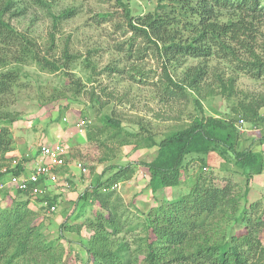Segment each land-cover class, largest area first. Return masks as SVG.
I'll return each mask as SVG.
<instances>
[{
  "label": "rangeland",
  "instance_id": "obj_1",
  "mask_svg": "<svg viewBox=\"0 0 264 264\" xmlns=\"http://www.w3.org/2000/svg\"><path fill=\"white\" fill-rule=\"evenodd\" d=\"M43 1L47 7L33 0H15L14 8L21 11L6 21L63 67L58 71L43 69L32 58L0 66V72L19 73L11 92L0 97V126H7L12 135L9 147L0 153V174H4L0 183L9 180L13 174L7 171L19 163L28 173L34 167L39 145L57 142L64 145L68 157H76L72 161L85 166L87 173L63 171L71 187L48 185L39 196L24 195L5 184L0 190V214L16 209L18 203L25 204L21 209L28 214L26 221L36 222L43 241L52 244V249L35 261H10L13 249L8 248L0 254V264H92L87 253L89 242L102 221L99 215L110 213L109 209L115 212L118 230L116 235L107 234L110 245L115 248L123 243L134 251L140 244L137 239L144 236L146 214L184 199L196 184L227 186L238 202L237 209L217 212L206 220L207 234L200 237H207L209 245L230 233L244 232L235 222L244 208H252L251 218H264V78L241 72L240 62L216 53L206 59L177 55L167 62L155 45L130 31L125 15L128 12L135 22L155 12L157 0H122L126 11L114 0ZM69 8L76 14L54 26L50 16ZM64 51L72 57L67 63ZM257 54L264 58V51ZM195 67L204 74L198 90H166L165 74L180 83ZM228 80H232V88L221 93V83ZM76 91L79 94L75 95ZM243 104L251 105L256 117L243 115L238 109ZM199 112L233 121L235 149L253 152L261 172L256 174L254 167H238L229 152L217 147L210 157L187 155L178 185L152 191L144 164L153 161L157 148L149 139L158 142L186 127ZM6 114L8 118H4ZM102 118L119 123V129L104 126ZM82 119L87 124L79 132L74 126ZM78 155L90 158L82 161ZM112 167L127 169L112 190L110 207L89 203L81 212L80 195L97 179L111 175ZM48 202L56 205L54 213L48 212ZM258 233L256 237L264 247V228Z\"/></svg>",
  "mask_w": 264,
  "mask_h": 264
},
{
  "label": "trees",
  "instance_id": "obj_2",
  "mask_svg": "<svg viewBox=\"0 0 264 264\" xmlns=\"http://www.w3.org/2000/svg\"><path fill=\"white\" fill-rule=\"evenodd\" d=\"M14 1L0 0V56H3L0 58V66L5 65V62H21L32 58L43 69L60 70L63 63L51 61L50 57L35 48V44L25 33L17 31L6 21V17L9 19L21 11L14 8ZM114 1L126 11L122 0ZM33 3L47 7L43 0H33ZM75 14V9L69 8L50 17L55 26L60 20L70 19ZM125 15L130 31L142 35L155 45L167 62L177 55L206 59L216 53L226 60L240 62L241 72L256 79L264 78V58L257 54L258 50L264 51V0H157L155 12L136 19L137 22H133L128 12ZM63 56L66 63L72 59L67 51L63 52ZM202 70L190 68L180 83L173 82L165 74L168 85L166 90L170 87L184 93L188 89L198 90L204 77ZM18 80V71L0 72V97L10 93ZM221 87V93L226 88L231 89L232 80L222 82ZM75 93L77 95L79 91ZM195 104L199 107L198 100H195ZM238 109L249 119L256 117L255 109L251 105L243 104ZM8 117L7 114L4 116ZM10 120L14 121L13 118ZM101 122L106 127H120L119 123L109 118H102ZM11 139L12 135L7 126H0V153L6 151ZM149 140L157 148L153 161L144 164L149 174L148 185L152 191L178 185L187 155L210 157L217 147L229 152L238 167H254L256 174L261 172V164L253 152L244 153L235 149L237 133L233 121L204 116L199 112L186 127L169 133L158 142ZM78 156L82 161L90 158L88 155ZM69 158L72 161L76 157ZM111 169V175L97 179L94 185L91 184L80 195L81 212L89 203L102 208L110 207L113 194L111 188L118 184L127 168ZM7 172L13 175L24 174V165L19 163ZM24 205L18 203L16 209L0 214V254L12 248L10 261H35L40 254L46 255L52 249V244L48 245L43 241L36 222L26 221L28 214L21 209ZM50 205L48 202V206ZM237 207V199L231 196V190L227 186L196 184L184 199L168 207L160 206L146 214L143 223L144 236L137 239L140 244L134 251L123 243H118L115 248L110 245L108 235H116L118 230L115 212L112 213L109 209L110 213L99 215L102 221L98 223L87 249L89 263L264 264V247L260 238L256 237L260 229L264 228V218L261 215L251 218L253 213L249 210L252 208L242 209L235 218V222L242 225L243 233H230L211 245L208 244L207 237H200L207 234L206 220L211 219L217 212H226L233 208L235 210ZM104 224L108 227L107 230L103 228ZM198 233L201 234L196 236ZM198 238L200 242L197 241Z\"/></svg>",
  "mask_w": 264,
  "mask_h": 264
},
{
  "label": "built area",
  "instance_id": "obj_3",
  "mask_svg": "<svg viewBox=\"0 0 264 264\" xmlns=\"http://www.w3.org/2000/svg\"><path fill=\"white\" fill-rule=\"evenodd\" d=\"M240 123L243 121L240 120ZM86 124L87 121L82 119L74 127L81 132ZM64 170H75L80 175L87 173L82 163L69 160L62 143L41 144L37 149L34 167L26 174L11 175L6 183L22 194L39 196L45 193L48 185H59L62 189L71 187L70 180L62 174ZM6 183H0V190ZM116 187L117 185H113L111 189L114 190ZM47 209L49 213H54L56 205L51 204Z\"/></svg>",
  "mask_w": 264,
  "mask_h": 264
},
{
  "label": "crops",
  "instance_id": "obj_4",
  "mask_svg": "<svg viewBox=\"0 0 264 264\" xmlns=\"http://www.w3.org/2000/svg\"><path fill=\"white\" fill-rule=\"evenodd\" d=\"M64 171H66V170H64Z\"/></svg>",
  "mask_w": 264,
  "mask_h": 264
}]
</instances>
